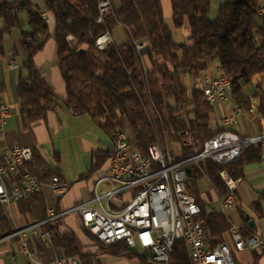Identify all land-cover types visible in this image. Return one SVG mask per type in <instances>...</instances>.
Returning <instances> with one entry per match:
<instances>
[{
  "label": "trees",
  "instance_id": "obj_1",
  "mask_svg": "<svg viewBox=\"0 0 264 264\" xmlns=\"http://www.w3.org/2000/svg\"><path fill=\"white\" fill-rule=\"evenodd\" d=\"M167 1L171 5V26L165 22L161 0H122L116 7L115 18H108L103 24L96 23L98 0H42L44 11L31 0H2L0 19L7 31H21L19 44L25 59L18 69L15 90L20 110L28 122L33 125L44 122L49 113L56 111L60 101L34 61L51 39L55 43L57 67L65 85L66 96L62 102L71 114L89 116L111 138L114 126L105 119L125 126L143 153L152 142L141 106L146 89L167 120L173 119L181 106H193L194 119L189 127L199 140L205 141L218 132L211 129L213 109L204 103L200 93L192 92V99L187 100V88L181 82V74L198 76L211 62H216L221 74L231 82V101L248 111L251 102L242 85L248 84L255 74L264 78V17L257 15L264 0H223L214 22L209 20V0ZM19 13L26 15L24 22ZM117 22L127 28L128 40L121 45L113 43L105 51H97L95 40L105 31L111 32ZM185 24L190 31L188 40L191 45L174 39V31L181 30ZM3 36L0 33V55L4 53ZM139 44H145V47L137 53ZM143 58L150 66L146 74L141 70ZM4 90L0 75V92ZM255 95L258 98L257 112L264 116V92L257 87ZM111 154L112 143L96 152L91 173L105 168ZM262 157L261 144H253L245 146L240 156L228 164L203 161L199 169L195 166L189 168L188 192L201 209L200 221L213 245L222 241L230 224L218 210L202 200L199 183L204 177L208 178L219 199L226 193L218 176L221 171H226L235 180H244L246 167L260 164ZM26 169L44 184L55 177L62 182L59 172L50 168L35 150ZM262 200L263 197H259L253 203V211L259 220L264 217ZM18 204L20 213L31 225L48 220L41 193ZM237 211L244 227V237H248L254 228H249L245 214ZM55 213L61 214L58 206ZM61 219L53 225L43 224L42 230L52 233L51 246L61 250L64 258L77 257L81 264H96L98 256L107 255L136 260L138 264H151L150 254L131 250L122 242L101 244L81 226L83 235L98 248L95 254L86 253L76 235L62 229ZM13 234L0 204V240ZM10 240L16 241V237ZM35 244L41 250L38 241L35 240ZM251 255L252 264H261L259 254L252 252ZM172 261L189 264L180 241L175 244Z\"/></svg>",
  "mask_w": 264,
  "mask_h": 264
},
{
  "label": "built area",
  "instance_id": "obj_2",
  "mask_svg": "<svg viewBox=\"0 0 264 264\" xmlns=\"http://www.w3.org/2000/svg\"><path fill=\"white\" fill-rule=\"evenodd\" d=\"M257 15L264 17V4ZM115 16L116 7L112 0H98L97 24ZM117 25L127 32L123 24L117 22ZM111 44V32L107 30L95 40L94 47L101 52ZM144 47V44L137 45V53ZM8 66L11 70L20 68L13 53L9 54ZM141 70L146 74L143 60ZM230 88L231 82L224 79L223 74L216 78L198 75L187 88V100L192 99V92H198L204 103L215 109L231 99ZM169 104L173 106V103ZM141 106L152 135L146 153L138 148L128 128L114 131L112 154L104 173L94 183L92 197L70 209L69 215H77L83 230L99 243H125L131 250L150 254L151 264H176L172 255L178 241L182 242L189 264H236L233 251L255 252L264 260V241L260 232L254 228L250 236L244 237L241 222L235 223L230 218V214L238 208L236 195L240 180L233 179L224 170L218 174L226 188L225 195L218 199V211L228 220L230 227L216 245L206 236L200 221L201 209L187 188L191 166L199 169L203 161L228 164L240 156L245 146L264 141V135L241 137L228 129L238 123L241 115L252 113L253 107L246 111L236 105L230 115L222 118L223 129L202 141L189 127L194 119L193 106H181L173 119L167 120L147 89ZM10 116L11 110L6 105H0V133ZM32 160L33 150L30 147H13L3 152L0 161V204L18 203L41 193L45 185L51 188L57 199L67 192L68 184L59 178L44 184L31 174L26 166ZM204 179L210 184L208 178ZM62 216L56 214L53 208L48 211V220L44 223L17 230L6 238L16 237L19 240L18 252L26 259L25 264H81L77 257L45 261L30 248L33 240L42 246L50 245L52 233L43 231L42 226L53 225ZM261 221L264 223V217ZM249 228H253V224Z\"/></svg>",
  "mask_w": 264,
  "mask_h": 264
},
{
  "label": "crops",
  "instance_id": "obj_3",
  "mask_svg": "<svg viewBox=\"0 0 264 264\" xmlns=\"http://www.w3.org/2000/svg\"><path fill=\"white\" fill-rule=\"evenodd\" d=\"M121 1L122 0H112L115 7H118ZM209 1V15L211 13H218V9L222 5L223 0ZM31 2L36 5L34 0H31ZM161 6L165 22L166 20L171 21V5L169 1L161 0ZM39 8L44 11V7L39 6ZM45 14L46 13L43 14L44 18L47 17ZM19 17L23 22L26 20V15L24 13H19ZM167 24L169 25V23ZM119 27L120 26L117 25L111 31L112 40L115 45H121L128 40L127 32L120 27L123 29L125 41L121 44H117L112 33ZM24 28L26 30L25 25ZM182 30H184V35L188 37L189 30L186 24ZM176 32L178 31H174V37L176 36ZM0 33L4 34V53L0 55V75L2 76L5 86V90L0 92V105H6L11 110V116L6 121L4 131L0 133V161L3 152L6 150L13 147H30L41 156L42 160L50 168L56 169L62 181L70 185V188L59 201L48 185L44 186L41 194L44 198L47 212L53 208L55 210V207L58 206L61 215H63L60 222L62 229L72 231L75 234L74 230L77 229L81 231V223L77 215H69V210L87 201L85 199L89 191L87 187L92 188L98 177L104 173L107 166L91 173L95 154L99 150L105 149L102 147L104 143H102L103 141H101L96 134L95 130H97L96 128L98 127L89 116H73L69 109L63 104L62 100H64L66 96L65 85L57 67L56 47L52 39L46 43L43 51L35 56L34 61L36 67L54 88L55 94L59 97L60 101L56 111L49 113L44 122H40L36 125L28 122L20 110L19 100L15 90L19 74L18 70H11L8 66L10 53L14 54L20 67L25 59V54L22 52L19 44L21 31L19 29L7 31L5 23L0 19ZM143 63L146 69L149 70L146 58H143ZM205 74L212 78H216L221 75V72L218 65L213 64L200 75ZM190 76L193 81L195 76ZM257 87H260L264 92V78L257 74L251 76V81L248 84L242 85L243 92L250 98L251 106L254 111L252 113H244L239 117L236 125L228 127L230 131L241 137L264 135V116L257 112L258 98L255 95ZM235 106L236 105L230 99L226 104L213 109L211 115V129L214 131L222 130V118L230 115L231 110ZM109 138L111 140L110 136ZM107 145L109 144H106V146ZM261 147L263 153L262 161L260 164L246 167L245 178L244 180H240L239 189L244 184H248L249 187L247 186L245 189H242L241 194L238 189L236 198L238 204L237 209L243 212L246 217H249V220L253 223V228L260 232L264 241V223L261 219H257L253 211V203L256 202L259 197H263L262 211L264 214V141L261 143ZM89 193L91 198V190ZM213 199L214 202L218 204V198L215 192L213 194ZM2 206L13 232L31 226V223L20 213L18 203ZM212 207L215 208V206ZM215 209L219 210V204L218 208ZM237 209L230 214L231 220L235 223L240 222ZM233 216L236 217L235 220ZM249 226L252 227V225ZM18 241L17 238L16 241H11L6 238L0 240V264L26 263L24 256L18 252ZM31 248L45 261L50 262L54 259L64 258L62 251L54 249L51 244L47 246L40 245L41 250H39L33 240L31 241ZM97 250L98 248L95 252L91 253L95 254ZM96 264H138V262L136 260L101 255L96 258ZM261 264H264L263 259H261Z\"/></svg>",
  "mask_w": 264,
  "mask_h": 264
},
{
  "label": "rangeland",
  "instance_id": "obj_4",
  "mask_svg": "<svg viewBox=\"0 0 264 264\" xmlns=\"http://www.w3.org/2000/svg\"><path fill=\"white\" fill-rule=\"evenodd\" d=\"M1 1L2 0H0V4H1ZM6 1H13V0H6ZM34 3L38 7L39 6L43 7L42 0H34ZM216 19H217V12L216 13H211L209 15V20L211 22L216 21ZM166 23H169V25H171V21L170 20H166ZM188 30H189V28H188ZM189 34H190V31H189ZM112 35H113V38L115 39V41L117 42V44H121V43H123L125 41V35L123 33V29H121L120 27L116 28L113 31ZM179 35H180V37H179ZM174 38H175L176 42L185 43L187 45H191L192 44V42L190 40H188L189 36L186 37L184 35V30H182V29L179 30L178 32H176V36ZM213 64H217V63L216 62H211L209 64V66H211ZM181 82L186 88H189V87H191V84H192V77L190 75H188V74H181ZM105 121L108 124H111V123L113 124V126H114L113 132L116 131L117 129L126 128L125 126L122 127L121 125L117 124L116 122H112L110 119H105ZM83 126H85V125H83ZM96 129H97V130H95L96 134L98 135L100 140L103 141L102 143H104L102 145V147L106 148L107 147L106 144H110L111 143V140H110L109 136L102 129H100L99 127L96 128ZM247 186H248V184H244V185H242L240 187V189H239L240 194H241V190L245 189V187H247ZM87 189L89 191H88V194H86L85 199L89 200L90 199V195H89L90 193L89 192H90V190L92 192L93 186H92V188L91 187H87ZM199 193H200V197L202 198V200L205 203H209V206H211V207L215 206V208H218V204H216L214 202V199H213V194H214L213 189L210 186V184H208L206 182L205 179H202V181L199 183ZM233 219L235 220L236 217L233 216ZM74 232L77 235L79 243H80V245H81V247H82L84 252H86V253L95 252V250L97 249V246L93 242H91L85 235H83L81 233V231L76 229V230H74ZM227 244L232 248V245L230 244L229 241H227ZM233 259H234L236 264H252V262H253L252 255H251L250 251L249 252L248 251H245V252H235V251H233Z\"/></svg>",
  "mask_w": 264,
  "mask_h": 264
},
{
  "label": "water",
  "instance_id": "obj_5",
  "mask_svg": "<svg viewBox=\"0 0 264 264\" xmlns=\"http://www.w3.org/2000/svg\"><path fill=\"white\" fill-rule=\"evenodd\" d=\"M246 220L249 222V225H252L253 223L249 220V217H246Z\"/></svg>",
  "mask_w": 264,
  "mask_h": 264
},
{
  "label": "bare ground",
  "instance_id": "obj_6",
  "mask_svg": "<svg viewBox=\"0 0 264 264\" xmlns=\"http://www.w3.org/2000/svg\"><path fill=\"white\" fill-rule=\"evenodd\" d=\"M224 79H228V78L224 75ZM230 93H231V88H230ZM230 98H231V96H230Z\"/></svg>",
  "mask_w": 264,
  "mask_h": 264
}]
</instances>
